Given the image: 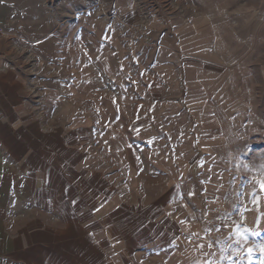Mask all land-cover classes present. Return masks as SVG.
<instances>
[{"label":"crops","instance_id":"0c3cea01","mask_svg":"<svg viewBox=\"0 0 264 264\" xmlns=\"http://www.w3.org/2000/svg\"><path fill=\"white\" fill-rule=\"evenodd\" d=\"M11 1L0 0L1 28L15 24ZM242 1L238 15L252 10L255 35L264 0ZM67 30L60 31L59 60L48 66L72 65ZM44 42L55 55L53 38ZM7 48L4 37L0 264H194L190 255L207 256L215 241H255L264 227V74L255 68V40L236 36L228 44L222 135L189 141L185 125L171 115L164 136L144 141L134 176L112 158L110 121L61 129L47 120ZM81 83L65 86L71 98L87 95ZM100 107L76 104L70 112L99 113Z\"/></svg>","mask_w":264,"mask_h":264},{"label":"rangeland","instance_id":"374dc122","mask_svg":"<svg viewBox=\"0 0 264 264\" xmlns=\"http://www.w3.org/2000/svg\"><path fill=\"white\" fill-rule=\"evenodd\" d=\"M35 2V13L32 0L9 3L16 18L9 19L15 24L2 26L7 55L55 127L110 121L111 141L106 142L112 158L127 165L132 176L139 173L144 141L164 136L162 124L171 115H178L185 125L189 141L222 135L218 124L224 123L220 102L226 83L221 79L227 74L228 44L236 36L244 42L255 40V68L264 74V19L255 18V35L250 33L253 12L246 9L238 15L242 0ZM65 26L72 65L48 66L49 59L59 60L60 31ZM51 37L55 55L44 42ZM77 78L87 95L75 99L65 86ZM76 104L85 110L102 106V111L71 113ZM215 245L216 252L205 257L196 252L189 259L194 264H249L246 250L253 248L252 264H262L264 227L246 246L241 240Z\"/></svg>","mask_w":264,"mask_h":264},{"label":"snow or ice","instance_id":"6c2138e0","mask_svg":"<svg viewBox=\"0 0 264 264\" xmlns=\"http://www.w3.org/2000/svg\"><path fill=\"white\" fill-rule=\"evenodd\" d=\"M262 189H264V185H262ZM247 254H248V257H249V264H252V254H253V248H247ZM261 252L264 253V247H261ZM262 264H264V261H262Z\"/></svg>","mask_w":264,"mask_h":264},{"label":"built area","instance_id":"2783aa9c","mask_svg":"<svg viewBox=\"0 0 264 264\" xmlns=\"http://www.w3.org/2000/svg\"><path fill=\"white\" fill-rule=\"evenodd\" d=\"M3 39H4V32L2 28H0V43L3 41ZM0 72H1V68H0Z\"/></svg>","mask_w":264,"mask_h":264}]
</instances>
